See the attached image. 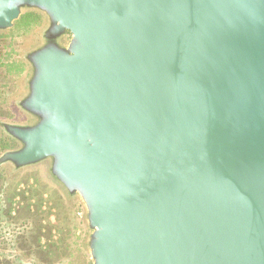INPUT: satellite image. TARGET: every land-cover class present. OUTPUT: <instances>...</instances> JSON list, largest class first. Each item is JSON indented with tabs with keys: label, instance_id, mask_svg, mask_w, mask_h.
I'll return each instance as SVG.
<instances>
[{
	"label": "water",
	"instance_id": "water-1",
	"mask_svg": "<svg viewBox=\"0 0 264 264\" xmlns=\"http://www.w3.org/2000/svg\"><path fill=\"white\" fill-rule=\"evenodd\" d=\"M25 8L37 122L0 163L50 161L94 264H264V0H0V30Z\"/></svg>",
	"mask_w": 264,
	"mask_h": 264
},
{
	"label": "rangeland",
	"instance_id": "rangeland-1",
	"mask_svg": "<svg viewBox=\"0 0 264 264\" xmlns=\"http://www.w3.org/2000/svg\"><path fill=\"white\" fill-rule=\"evenodd\" d=\"M50 26L46 14L25 8L12 28L0 30V140L10 138L0 158L21 148L6 125L37 122L22 107L33 77L28 57L49 42ZM71 39L66 33L56 42L68 47ZM0 173V264H94L86 205L54 178L50 161L24 168L0 163Z\"/></svg>",
	"mask_w": 264,
	"mask_h": 264
},
{
	"label": "trees",
	"instance_id": "trees-1",
	"mask_svg": "<svg viewBox=\"0 0 264 264\" xmlns=\"http://www.w3.org/2000/svg\"><path fill=\"white\" fill-rule=\"evenodd\" d=\"M3 137H6V138H2L0 140V150H7L10 146L9 144L10 138H8V136H5V135ZM3 178L4 176L0 173V182L3 181Z\"/></svg>",
	"mask_w": 264,
	"mask_h": 264
}]
</instances>
